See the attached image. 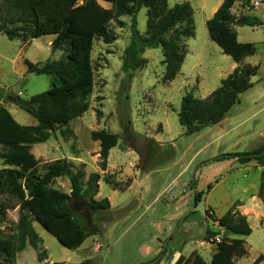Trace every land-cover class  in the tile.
Instances as JSON below:
<instances>
[{
    "label": "rangeland",
    "instance_id": "obj_1",
    "mask_svg": "<svg viewBox=\"0 0 264 264\" xmlns=\"http://www.w3.org/2000/svg\"><path fill=\"white\" fill-rule=\"evenodd\" d=\"M217 1L167 0L169 6L190 3L195 31L186 40V55L171 80L164 78L166 66L162 64L159 47L145 49L142 67L128 72L122 69L123 51L131 37V17H120L122 25L110 23L113 42L106 44L100 38L94 39L89 109L69 122L67 136H61L56 128L46 142L34 144L31 151L39 166L66 158L74 163V170L84 164L85 180L91 172H99L96 198H107L110 207L96 212L88 207L76 210L81 203L75 202V213L92 230L75 249L62 246L34 221L47 258L39 261L37 250L27 245L13 264H157L154 261L158 258L160 264H171L177 255L175 250L185 258L198 255L205 264L210 263L215 248L204 242L208 236L206 229L221 235L224 232L213 226L207 212L220 216L238 199L246 200L258 192L264 170V163L254 160L242 164L214 159L223 153L249 152L264 144V0L256 8L249 3L251 0H236L231 8L235 18H253L252 24L234 27L239 42L255 46V53L240 63L258 65L251 77L252 87L240 94L239 102L214 125L187 134L178 121L185 93L206 98L233 70V60L209 38L205 25ZM98 2L110 7L109 2ZM135 19L137 30L144 34L147 8L141 7ZM53 38L54 35L45 34L28 41L9 40L0 32V104L22 125H35L37 120L13 102L14 96L28 99L47 90L51 80L45 74L27 73L24 60L45 62L64 58V50H51ZM100 129L117 135V144L109 150L106 171L98 168L95 154L99 143L90 138L92 130ZM231 163L228 169L226 166ZM3 167L0 160V169ZM102 175H111L117 189H112ZM53 184L70 192L65 176L56 178ZM208 184L212 185L211 191ZM199 191L204 193L195 201L194 195ZM0 199L10 201L5 195H0ZM18 216L15 206L0 217L5 233L14 230ZM247 221L251 228L250 234L243 237L247 254L237 258L236 264H251L259 254H264L261 218L252 214Z\"/></svg>",
    "mask_w": 264,
    "mask_h": 264
},
{
    "label": "trees",
    "instance_id": "obj_2",
    "mask_svg": "<svg viewBox=\"0 0 264 264\" xmlns=\"http://www.w3.org/2000/svg\"><path fill=\"white\" fill-rule=\"evenodd\" d=\"M110 7L102 6L98 0H2L0 2V32L9 40L28 41L45 34L54 35L51 50H64L61 60L31 62L24 60L27 73L45 74L51 77L50 87L24 99L14 96L13 102L32 115L35 125L18 123L6 106L0 104V217L7 209L18 206V219L11 233L0 227V264H13L19 252L27 245L37 250V258H47L42 239L33 227L38 222L58 242L69 249L77 248L82 239L92 230L87 222L78 217L73 209L75 202H86L93 211L110 207L107 198L97 199L99 172H91L86 180L84 164L74 168L66 158L54 159L39 166L32 153V146L46 142L57 128L61 136L70 132L68 124L89 109V96L93 89V67L91 50L93 41L100 38L108 44L115 40L110 23L122 25L120 17H131V37L122 55V69L136 70L145 62L142 54L146 48L159 47L162 64L166 66L164 78L173 79L179 72L186 55V40L194 36L193 8L189 2L169 6L167 0H103ZM236 0H223L212 16L205 22L209 38L223 54L238 63L220 80L219 85L206 98H198L192 92L181 98L178 121L190 134L214 125L222 120L230 108L239 102L240 94L252 87L251 77L258 65L240 64L255 53L253 43L239 42L233 25L252 24L253 18L241 15L235 18L231 8ZM249 1V0H247ZM141 7L147 8L145 33L136 28L135 15ZM264 134V132H263ZM90 138L99 143L98 168L107 169L109 150L117 144V135L105 129L92 130ZM236 158L242 164L254 160L264 163V144L244 153H223L215 160ZM67 177L70 192L54 186L58 177ZM112 189L117 183L111 175H102ZM208 189L212 187L208 184ZM203 191L196 192L198 201ZM257 196L264 207V170L261 172ZM14 201V203H11ZM235 202L224 214L216 216L207 212V217L217 222L223 230V238L214 245L209 264H236V259L247 254L244 236L251 228ZM95 231V230H93ZM209 235L215 232L206 229ZM236 235L239 237H231ZM164 253V252H163ZM160 258L154 261L158 263ZM44 264H70L64 261ZM152 264V263H151ZM174 264H205L195 255L185 258L180 255ZM251 264H264V254H259Z\"/></svg>",
    "mask_w": 264,
    "mask_h": 264
},
{
    "label": "crops",
    "instance_id": "obj_3",
    "mask_svg": "<svg viewBox=\"0 0 264 264\" xmlns=\"http://www.w3.org/2000/svg\"><path fill=\"white\" fill-rule=\"evenodd\" d=\"M222 1L223 0H218L217 1V3L214 5V7L211 10L212 13H214V11L217 9V7L221 4ZM254 8H256V7H254ZM231 12H232V10H231ZM235 26H238V25H234L233 28ZM236 36H237V33H236ZM237 64L238 63L233 61L232 64L230 65V69H234V67L237 66ZM95 155L97 156L98 153H96ZM219 161H231V162H234V161H237V160H236V158H230V159H222V160H219ZM219 161H216V162H219ZM226 167H228V169H229L230 167H232V163H231V165H227ZM211 189H212V187H211ZM211 189H209V191H211ZM242 190H245V189H242ZM98 196L99 195H97V197ZM237 201L239 203V205L237 206L238 211L241 214H244L246 216L247 220H248V216L249 215H252V214L255 215L256 214L257 217L261 218V222L264 225V207H263L261 199L257 196V192L256 193H252L249 196V198H247L246 200L238 199ZM212 224H213L214 227L219 228L217 222H213ZM231 237H239V236L231 235ZM175 251L177 252V255L174 257V259L172 260L171 264H174L175 261L178 259V257L181 255L179 251H177V250H175ZM157 264H160V262L157 263Z\"/></svg>",
    "mask_w": 264,
    "mask_h": 264
},
{
    "label": "built area",
    "instance_id": "obj_4",
    "mask_svg": "<svg viewBox=\"0 0 264 264\" xmlns=\"http://www.w3.org/2000/svg\"><path fill=\"white\" fill-rule=\"evenodd\" d=\"M262 0H251L249 1V3L253 6V7H257L260 5V2ZM223 238V235L216 233L214 235H209L207 236L206 240H204V242L207 245H215L216 243L220 242Z\"/></svg>",
    "mask_w": 264,
    "mask_h": 264
},
{
    "label": "water",
    "instance_id": "obj_5",
    "mask_svg": "<svg viewBox=\"0 0 264 264\" xmlns=\"http://www.w3.org/2000/svg\"><path fill=\"white\" fill-rule=\"evenodd\" d=\"M80 207H76V210H80L82 207H86V202L85 201H82L80 202ZM74 207V206H73ZM74 209V208H73Z\"/></svg>",
    "mask_w": 264,
    "mask_h": 264
}]
</instances>
